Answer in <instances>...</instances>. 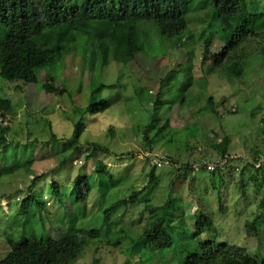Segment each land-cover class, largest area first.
I'll list each match as a JSON object with an SVG mask.
<instances>
[{
	"label": "rangeland",
	"instance_id": "374dc122",
	"mask_svg": "<svg viewBox=\"0 0 264 264\" xmlns=\"http://www.w3.org/2000/svg\"><path fill=\"white\" fill-rule=\"evenodd\" d=\"M260 6L264 7V0H261ZM196 15L194 13L192 17ZM203 21L200 23L195 17L190 23L194 54L191 68L193 84L188 87L186 81L190 74L185 76V66L182 69L176 67L179 63L185 65L188 56L186 48L176 50L175 47H179L180 42L190 49L192 46L191 41L184 39H168L169 44L166 45L171 52L167 56V49H163L160 44L158 53L161 56L163 53L161 59L141 55L133 64H127L121 58L119 62L110 60L105 66L100 51L96 56L94 47L87 45L86 38L81 37L74 51L38 74V83L35 85H26L22 81L11 83L0 76V99L10 100L14 108L10 115L11 139L19 143L18 158L26 159L20 164L9 163L13 164L12 171L0 177V214L3 217L0 219V258L8 249L6 235L11 236L14 229L9 228L10 217L20 212L21 200L27 194L25 191L33 177H41L36 183L37 188L43 189L49 182L57 180L63 184L66 193L79 174L93 172L94 162L92 159L87 160L89 152L86 147L87 143H97L112 154L107 158L102 156L101 160L120 181V185L104 199L96 191L93 192L88 199L86 215L82 219H74L78 229L90 226L100 229L104 219L102 212L146 186L148 174L154 168V160L168 156L177 163L156 170L159 183L152 193L117 214L120 227H133L132 238L135 237L139 234V228L146 227L152 216L163 214L164 205L170 197L179 202H176V223L177 219H184L190 225L176 230L175 247L172 250L162 254L150 249L158 258L155 264H185V256L181 251L196 252L199 240L206 241L207 236L218 244L246 248L250 255L257 258L258 264H264V226L261 227L259 239L247 237L245 231V222L254 220L263 212L259 206L264 199V185L258 188L256 182L258 180L261 184L264 178V63L257 54L260 45L254 43L247 51V54L250 53L244 74L229 80L208 64H201V34L206 25V21ZM117 29V25L107 23H94L88 27L92 37L109 38ZM56 32L55 39L62 42L67 51L70 50L69 41L76 37L66 30L58 29ZM216 45L215 52L222 47V43L216 42ZM119 48H125L124 41L120 40ZM173 69L178 87H187L185 93L194 97L193 103L190 107L173 108L168 114L171 127L150 147L143 141V135L149 123L151 106L145 108L144 101L140 99L147 101L149 93L155 95L160 80ZM47 76L56 78L55 86L65 88L68 93L60 97L45 93L42 85ZM101 84L115 85L113 89L99 90L96 97L97 101L107 100L111 107L99 116L86 115L90 94ZM141 91L142 94L137 97L136 93ZM177 92L180 95L181 89ZM209 98L213 99L216 113H212ZM81 121L86 125L85 131L79 140V149H72L70 141L76 124ZM158 129L152 130L154 132L150 137ZM53 135L56 141L41 146L49 143ZM224 137L229 138L228 165L214 173L195 171L194 168L221 157L216 146ZM36 140L39 143L33 145ZM31 156L34 164L29 170L26 165ZM15 159L17 157L12 156L11 161ZM187 165L193 169H183ZM44 195L47 208L52 213L49 217L52 224L49 232L58 236L64 233V228H69L70 220L63 216L65 210H60L48 192H44ZM199 212L213 219L216 232L192 237L197 233L193 222ZM131 242V235L118 247L95 241L76 264L137 263L140 254L132 255L128 247L129 244L134 247ZM151 256L144 264L153 263Z\"/></svg>",
	"mask_w": 264,
	"mask_h": 264
},
{
	"label": "trees",
	"instance_id": "16d2710c",
	"mask_svg": "<svg viewBox=\"0 0 264 264\" xmlns=\"http://www.w3.org/2000/svg\"><path fill=\"white\" fill-rule=\"evenodd\" d=\"M260 3L261 0H0V76L11 83L22 81L26 85H35L38 83V74L47 67L61 62L65 55L74 51L81 37L86 38L87 45L94 47L96 56L100 51L105 66L110 60L119 62L121 58L125 59L127 64H133L141 55L161 59L163 53L162 56L158 53L160 44L163 49H167L165 54L167 56L171 52L166 45L169 44L167 40L184 39L191 41L192 46L190 49L180 42L179 47H175L176 50L186 48L188 56L185 65L179 63L176 67L182 69V66H185L184 71H181L186 73L185 76L190 74L188 82L185 80L188 87L193 84L191 68L194 54V40L191 38L189 28L191 21L196 17L200 23L206 21L201 34L202 66L208 64L229 80L240 78L244 74L250 53L247 54V51L252 44L260 45L257 54L262 57L264 63V7L260 6ZM194 13L197 15L193 18ZM94 23L117 25L119 29L114 30L116 32L109 38L92 37V31L88 30V27ZM58 29L66 30L76 37L69 41L70 50L67 51L63 43L55 39L54 35ZM120 40L125 43L124 49L119 48ZM216 42L222 43L217 52L214 51ZM174 72L175 69L169 71L160 80L155 95L149 93L147 101L140 99L144 101L145 108L151 106L149 123L143 135V141L150 147L171 127L168 114L173 108L178 106L182 109L190 107L193 103L194 97L185 93L187 87H178ZM55 81L56 78L47 76L42 90L58 97L67 94L65 88L55 86ZM114 87L115 85L101 84L93 90L85 114L99 116L108 112L110 103L107 100L97 101L96 97L99 90ZM180 89L181 94L178 95L177 91ZM136 94L138 97L142 91ZM208 103L212 113H216L213 99L209 98ZM0 111L3 117L12 116L11 113L14 111L12 102L0 99ZM10 124L0 125V177L10 174L13 164L23 163L25 159L18 158L19 143L11 139ZM85 127L82 121L76 124L70 141L72 149H79V140L84 134ZM153 128L159 129L150 137L154 132ZM56 140L53 135L49 143L41 146H48ZM38 143L36 140L32 144ZM228 146V137H224L216 146L220 150V158L229 157ZM86 148L89 152L86 158L92 159L95 168L91 174H79L66 193L63 184L57 180L49 182L43 189L37 188L36 183L41 177H33L25 191L27 194L21 200L20 212L10 217L12 220L9 228L14 229L11 236L6 235L8 249L0 258V264H76L95 241H103L111 247H118L130 239V235L134 247L130 244L128 247L132 255L140 254L139 261L134 264L146 263L149 255H152L151 258L154 259L152 264H155L154 261L158 259L155 257V251L163 254L175 247L176 230L190 225L183 221L184 219H177L176 223L175 214L178 209L176 206L179 203L176 199L169 197L164 205L163 214L152 216L146 227L139 228V234L133 238L135 229L131 226L120 227L121 222L117 220V214L152 193L159 183L155 166L148 174L149 182L146 186L134 191L128 198L118 200L102 212L104 219L100 229H94L92 226L84 229L76 227L77 221L74 219L79 220L86 215L88 199L94 191L104 199L111 190L120 185V181L101 160L102 156L106 158L111 156L110 151L97 143H87ZM12 156H16L17 159L11 161ZM30 158L31 160L27 159L26 165V169L29 170L34 164L33 157ZM167 158L171 165L177 163L171 157ZM183 169L193 168L187 165ZM252 178L255 180L254 175ZM256 182L257 187L261 188L264 185V178L261 184L258 180ZM44 192H48L60 210H65L63 216L70 220L69 228H64V233L58 236L49 232L52 226L49 217L52 213L47 208ZM259 208L263 211L259 217L245 222V231L249 238L259 239L261 227L264 226V199ZM0 215V219H3L2 214ZM193 228H196L197 233L192 237L206 232L209 234L216 232L213 219L202 212L195 216ZM142 243L145 246H137ZM150 249L154 252L152 253ZM181 252L185 256L183 261L185 264H258L257 258L250 255L246 248L218 244L209 236L206 241L199 240L196 252ZM180 254L182 256V253Z\"/></svg>",
	"mask_w": 264,
	"mask_h": 264
},
{
	"label": "built area",
	"instance_id": "2783aa9c",
	"mask_svg": "<svg viewBox=\"0 0 264 264\" xmlns=\"http://www.w3.org/2000/svg\"><path fill=\"white\" fill-rule=\"evenodd\" d=\"M11 122L10 116L3 117L2 112L0 111V125L8 126ZM230 160L229 157L225 158H218L215 160H212L209 163H205L202 167L194 168L195 171H201L204 170L208 173H214L220 168H224L226 165H228V161ZM153 165L157 169H163L166 167L171 166L170 160L166 156L157 157V159L154 160Z\"/></svg>",
	"mask_w": 264,
	"mask_h": 264
}]
</instances>
